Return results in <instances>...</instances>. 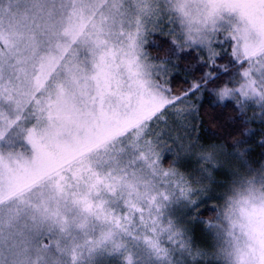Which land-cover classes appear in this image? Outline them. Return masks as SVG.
<instances>
[{"label":"rangeland","instance_id":"rangeland-1","mask_svg":"<svg viewBox=\"0 0 264 264\" xmlns=\"http://www.w3.org/2000/svg\"><path fill=\"white\" fill-rule=\"evenodd\" d=\"M169 30L222 37L261 114L264 0H0V264H264V161L204 144L196 97L148 123Z\"/></svg>","mask_w":264,"mask_h":264},{"label":"snow or ice","instance_id":"snow-or-ice-1","mask_svg":"<svg viewBox=\"0 0 264 264\" xmlns=\"http://www.w3.org/2000/svg\"><path fill=\"white\" fill-rule=\"evenodd\" d=\"M161 36L162 38L155 40L153 45L157 51V59L153 60L150 53H145V55L148 56L149 71L157 77H165L169 83L163 89L157 87L154 101L160 107L159 111L154 112L148 121L149 125L153 120L161 118L166 124L169 112L179 114L185 107H195L192 104L193 97L200 101V107H204L207 103L209 107H218L238 114L245 111L240 93L229 92V89L233 88L235 77L244 74L242 70L245 62L238 60L237 56H233L231 49L227 51L223 49L219 43L222 37L218 35V42L206 48L202 43L186 40L172 30L167 32L166 37L163 32ZM226 56L229 59H225ZM180 80L188 81V87L182 90V95L174 96L171 84ZM261 110V115L264 117V102L261 103ZM235 122L240 123L238 120ZM244 124L245 127L237 128V131L242 137L247 136L249 139L237 141V144L233 145L237 150V155L241 157L248 152L239 151L240 145L252 142L257 135L260 137L258 147L264 148V120L261 122L262 130L259 133L247 127V122ZM159 139L163 140V133L160 134ZM193 206L198 207L199 205L194 204ZM210 211H214V209H210Z\"/></svg>","mask_w":264,"mask_h":264},{"label":"trees","instance_id":"trees-1","mask_svg":"<svg viewBox=\"0 0 264 264\" xmlns=\"http://www.w3.org/2000/svg\"><path fill=\"white\" fill-rule=\"evenodd\" d=\"M162 38L161 34H154L147 46L148 52L157 59V51L154 49V41ZM229 59V57H225ZM235 71V69H233ZM197 78H199L197 76ZM172 93L174 95H182V90L188 87V81L180 80L171 84ZM254 119H251V113H235L228 110H222L221 108H212L206 103L204 107L198 108L199 124L198 135L200 140L204 144H219L223 145L230 153L237 150L233 145L237 144V141L248 140L247 136L242 137L237 131V128L243 129L245 127L244 122H247V127L252 128L255 132L259 133L261 129V122L264 120L261 114L257 113ZM238 120L240 123H236ZM260 141L259 135H257L252 142L242 143L239 151H247L248 154L241 157V159L254 167L256 160L264 161V148L258 147ZM197 217L213 220L216 217V210L210 211V209H204L198 212Z\"/></svg>","mask_w":264,"mask_h":264}]
</instances>
